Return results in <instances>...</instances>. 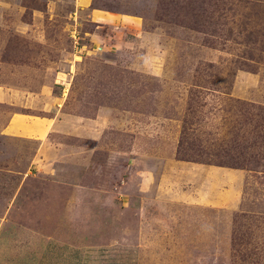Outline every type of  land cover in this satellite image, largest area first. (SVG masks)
<instances>
[{"label":"rangeland","instance_id":"rangeland-1","mask_svg":"<svg viewBox=\"0 0 264 264\" xmlns=\"http://www.w3.org/2000/svg\"><path fill=\"white\" fill-rule=\"evenodd\" d=\"M103 11L121 20L99 27ZM0 92L16 103L0 128L61 120L65 155L89 164L64 176L111 179L112 220L133 243L152 225L160 264H210L215 232L221 264H264V0H0ZM230 190L239 206L199 200ZM132 247L98 264H136Z\"/></svg>","mask_w":264,"mask_h":264},{"label":"crops","instance_id":"crops-1","mask_svg":"<svg viewBox=\"0 0 264 264\" xmlns=\"http://www.w3.org/2000/svg\"><path fill=\"white\" fill-rule=\"evenodd\" d=\"M91 3L92 0H77L81 8ZM90 16L99 27L121 20L116 13L107 11L90 12ZM0 104L16 103L0 92ZM23 105L33 108L29 101ZM66 134L72 132L64 129L61 120L25 112H11L0 128V264H98L107 257L101 254L104 247L126 252L129 243L135 251L136 264H160L155 236L144 242L145 235L156 233L152 225L138 224L135 238L131 235L133 243L128 240L127 222L121 219L116 225L112 220L111 179L64 176L65 171H89L88 163L65 155L60 138ZM153 182L148 178L135 181L137 208L143 207L145 193H154L146 188ZM236 193L230 190L202 194L199 200L236 207L240 202ZM128 196V192L121 191L119 204L125 207ZM214 237L216 255L210 264H221L222 253H217L223 239L219 232Z\"/></svg>","mask_w":264,"mask_h":264}]
</instances>
